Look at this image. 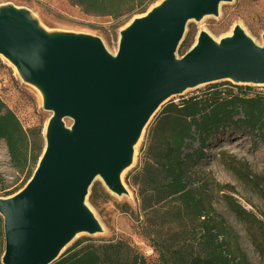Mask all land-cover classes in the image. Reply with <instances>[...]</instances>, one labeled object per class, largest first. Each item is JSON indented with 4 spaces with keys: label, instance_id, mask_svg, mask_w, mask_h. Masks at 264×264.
Wrapping results in <instances>:
<instances>
[{
    "label": "water",
    "instance_id": "obj_1",
    "mask_svg": "<svg viewBox=\"0 0 264 264\" xmlns=\"http://www.w3.org/2000/svg\"><path fill=\"white\" fill-rule=\"evenodd\" d=\"M228 2L160 0L120 31L114 52L93 35L47 32L25 9H0V55L52 113L31 178L0 196L2 264H53L79 235L101 233L87 202L94 181L129 195L122 176L168 100L220 81L264 85V35L259 44L239 26L220 39L199 32L178 57L188 23Z\"/></svg>",
    "mask_w": 264,
    "mask_h": 264
},
{
    "label": "trees",
    "instance_id": "obj_2",
    "mask_svg": "<svg viewBox=\"0 0 264 264\" xmlns=\"http://www.w3.org/2000/svg\"><path fill=\"white\" fill-rule=\"evenodd\" d=\"M72 1L88 13L129 20L147 12L157 0ZM193 42L184 40L181 48L185 46L188 51ZM41 132L32 144L16 113L0 98V139L6 143L14 168L20 173L30 169L26 183L44 150ZM230 133H241L264 146V93L253 92L251 85L233 84L231 88H214L168 103L148 128L143 156L132 176L140 209L149 214L142 234L150 240L158 258L150 260L123 239L98 242L87 237L77 239L53 264H248L232 256L209 203L205 181L196 169L206 158L208 146ZM219 159L264 200V179L251 173L248 163L242 165L227 152H221ZM4 182L0 172L2 197L23 188L7 190ZM222 197L245 225L254 250L264 258V214L247 210L230 193ZM96 198L93 190L91 202L95 203ZM164 229L173 230L174 236L163 237ZM3 253L0 250V264Z\"/></svg>",
    "mask_w": 264,
    "mask_h": 264
},
{
    "label": "rangeland",
    "instance_id": "obj_3",
    "mask_svg": "<svg viewBox=\"0 0 264 264\" xmlns=\"http://www.w3.org/2000/svg\"><path fill=\"white\" fill-rule=\"evenodd\" d=\"M159 1L154 2L149 9ZM5 6L27 10L40 26L50 33L68 32L96 36L112 52L117 50L120 31L131 21L125 17L114 18L110 15L88 13L72 0H0V9ZM237 26L241 27L255 42L261 44L264 35V0H232V2L222 3L218 16H206L200 22L190 21L184 40L188 42L193 40L194 44L201 31H206L213 38L220 39L231 34ZM186 49L185 46L180 48L178 57H181ZM233 84L231 81H220L190 89L185 94L168 100L157 115L171 101L179 102L183 97L202 94L214 88H231ZM251 86L253 92L264 93V85ZM0 98L16 113L32 144L36 138H39V130L44 136L52 113L44 108L41 92L23 81L17 69L1 55ZM156 116L148 128L153 124ZM70 123L71 121L67 120V124ZM148 128L135 148L133 165L122 176L123 184L129 195L113 194L106 188L103 181L97 178L90 189L87 202L98 218L102 232L93 236L79 235L75 241L87 237L98 242L111 238L123 239L137 247L150 260L158 258V253L151 246L150 240L142 234L143 228H146L145 225L148 223L149 214H144L140 209L138 190L132 180L143 156ZM206 151V158L196 169L200 170L201 177L205 181L210 198L209 203L215 210V219L232 256L237 260H245L248 264H264V258L254 250L250 242L245 225L237 220L228 209L222 196L223 193L232 194L247 210L258 215L264 214V200L252 189L251 185L242 182L234 173L225 168L219 159L221 152L233 154L242 165L243 163L249 164L251 173L253 172L254 175H259L264 179V146L254 143L251 137L241 133H230L223 136L222 139L214 141ZM0 172L5 179L3 186L7 190L24 187L30 172L28 169L25 173H20L14 168L6 143L1 139ZM93 190L97 195L95 203L90 200ZM162 236L171 237L174 236V232L164 229ZM87 242L85 241V243ZM4 248L5 237L3 234L0 235V250H4Z\"/></svg>",
    "mask_w": 264,
    "mask_h": 264
}]
</instances>
